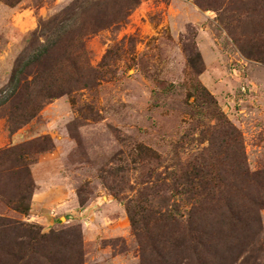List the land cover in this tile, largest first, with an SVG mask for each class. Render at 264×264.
<instances>
[{
  "label": "rangeland",
  "instance_id": "obj_1",
  "mask_svg": "<svg viewBox=\"0 0 264 264\" xmlns=\"http://www.w3.org/2000/svg\"><path fill=\"white\" fill-rule=\"evenodd\" d=\"M73 1L0 0V218L61 229L67 246L81 231L82 264H165L152 245L162 239L166 254L168 211L181 224L195 204L181 175L201 154L209 188L264 180V0H79L108 6L96 20L105 27L83 37L80 54L63 38L27 68L42 23ZM28 176L23 214L12 205ZM261 185L250 190L264 199ZM258 215L236 264H264V208Z\"/></svg>",
  "mask_w": 264,
  "mask_h": 264
},
{
  "label": "trees",
  "instance_id": "obj_2",
  "mask_svg": "<svg viewBox=\"0 0 264 264\" xmlns=\"http://www.w3.org/2000/svg\"><path fill=\"white\" fill-rule=\"evenodd\" d=\"M74 0L71 4L59 10L54 14L47 24L42 23V33H45V42L36 51L35 58H31L26 65L30 67L41 62V57H47L58 48H62L63 38L69 41L68 47L76 44L77 53L80 54L83 37L89 33H94L102 27L96 20L102 13H106L108 6L106 4H90L88 1L77 4ZM134 5L137 0L133 1ZM87 3V4H86ZM95 7V8H92ZM132 8V6H130ZM95 9L98 11L96 16H89V12ZM86 11L88 18L81 20L79 12ZM89 11V12H88ZM101 14V15H102ZM122 16L111 19L109 22H117ZM88 19L93 24L88 23ZM68 21V24H59L60 21ZM72 43V44H71ZM73 48V47H72ZM189 61L195 66V58L190 57ZM22 64L17 68L10 79L9 85L16 88L23 67ZM59 93L53 89L37 93V98H53ZM199 162L194 165L192 172H185L181 175L185 179L188 188L184 191L193 198L197 196L188 212L186 219H182L181 224L173 211L167 213V224L170 226V234L167 239V247H164L166 254L159 252V244L162 239L154 240L152 249L158 258L165 259V264H206V260L214 262L219 260L218 264H236L239 255L247 251V239L259 232L258 211L264 208V199L256 197L250 189L259 183L264 186V180L255 174L248 185L249 188L240 185L231 186L228 183L217 184L209 188L206 181L209 172L210 162H206L204 154H201ZM234 163L240 162L235 158H230ZM232 162V164H233ZM236 169V168H235ZM236 171H241L236 169ZM243 171V170H242ZM248 175L246 176V178ZM245 178V179H246ZM224 182V181H223ZM224 186V187H223ZM20 201L12 205V209L23 214L30 210V200L34 189V183L28 176V183L17 186ZM214 199L209 201V198ZM171 215V216H170ZM258 228V230H256ZM42 227L25 223L22 220L9 218H0V255L3 263L17 264L19 259L30 257L34 259L33 264H82L83 260V239L80 233H73L76 239L70 245L59 242L66 234L60 230H50L43 232ZM174 255V256H173ZM31 260L27 264H31ZM160 263L161 259H157ZM161 264V263H160Z\"/></svg>",
  "mask_w": 264,
  "mask_h": 264
},
{
  "label": "crops",
  "instance_id": "obj_3",
  "mask_svg": "<svg viewBox=\"0 0 264 264\" xmlns=\"http://www.w3.org/2000/svg\"><path fill=\"white\" fill-rule=\"evenodd\" d=\"M39 203H40V202H39ZM36 204H38V203H32V206H33V207H37ZM40 206L45 207V208H49V205L47 204L46 201H43V199H42V202H41ZM40 206H39V207H40Z\"/></svg>",
  "mask_w": 264,
  "mask_h": 264
}]
</instances>
